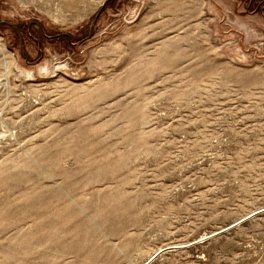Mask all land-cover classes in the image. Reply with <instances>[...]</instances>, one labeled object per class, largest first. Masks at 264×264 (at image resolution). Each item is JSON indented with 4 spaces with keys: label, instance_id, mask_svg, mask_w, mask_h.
I'll use <instances>...</instances> for the list:
<instances>
[{
    "label": "rangeland",
    "instance_id": "1",
    "mask_svg": "<svg viewBox=\"0 0 264 264\" xmlns=\"http://www.w3.org/2000/svg\"><path fill=\"white\" fill-rule=\"evenodd\" d=\"M0 264H264V0H0Z\"/></svg>",
    "mask_w": 264,
    "mask_h": 264
},
{
    "label": "bare ground",
    "instance_id": "2",
    "mask_svg": "<svg viewBox=\"0 0 264 264\" xmlns=\"http://www.w3.org/2000/svg\"><path fill=\"white\" fill-rule=\"evenodd\" d=\"M2 116H3V112H0V121L3 120V119H2V118H3ZM0 139H1V138H0Z\"/></svg>",
    "mask_w": 264,
    "mask_h": 264
}]
</instances>
